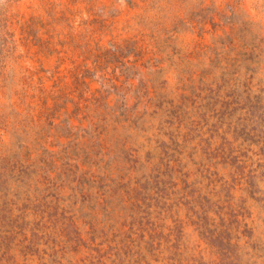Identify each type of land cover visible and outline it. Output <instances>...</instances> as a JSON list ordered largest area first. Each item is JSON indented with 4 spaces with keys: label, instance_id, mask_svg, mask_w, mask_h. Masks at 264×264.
I'll list each match as a JSON object with an SVG mask.
<instances>
[{
    "label": "trees",
    "instance_id": "1",
    "mask_svg": "<svg viewBox=\"0 0 264 264\" xmlns=\"http://www.w3.org/2000/svg\"><path fill=\"white\" fill-rule=\"evenodd\" d=\"M14 1L0 0V264H264V0H125L133 33L107 46L44 10L21 26L71 53L46 78L17 49ZM100 57L123 78L97 74Z\"/></svg>",
    "mask_w": 264,
    "mask_h": 264
},
{
    "label": "rangeland",
    "instance_id": "2",
    "mask_svg": "<svg viewBox=\"0 0 264 264\" xmlns=\"http://www.w3.org/2000/svg\"><path fill=\"white\" fill-rule=\"evenodd\" d=\"M15 0L12 2L7 13L15 18L11 24V31L14 34V39L19 53L22 55L23 63L29 66L32 70L37 71L46 78V76H55L57 72L65 73L67 68L71 66L70 59L71 53L67 55L59 54L54 51L45 49L34 41L30 33L21 26V22L31 15L43 13L44 10L50 9L51 11L62 12L67 14L77 27L85 31H91L95 37L101 38L102 45L107 46L108 39L112 36L130 35L132 31V17L135 15L136 10L131 7L125 0ZM239 5L241 0H237ZM246 7L253 12L255 0H244ZM219 7L229 9L231 6H236L235 2L231 0H215ZM217 18V17H215ZM217 20V19H216ZM210 28V25H207ZM137 43L142 40L136 36ZM146 53L143 54L142 60L146 59ZM72 53V58H75ZM77 60H80L77 58ZM94 71L97 74L106 72L105 76L111 77L118 76L122 79L123 76L119 75L118 67H116L114 59L111 57H100V61L94 66ZM130 81V80H129ZM134 84L137 83L136 79L132 80ZM120 83V82H118ZM91 90L99 88V82L92 81L89 83Z\"/></svg>",
    "mask_w": 264,
    "mask_h": 264
}]
</instances>
